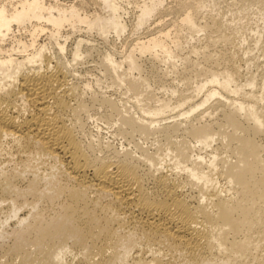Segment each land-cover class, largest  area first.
<instances>
[{"label":"bare ground","instance_id":"6f19581e","mask_svg":"<svg viewBox=\"0 0 264 264\" xmlns=\"http://www.w3.org/2000/svg\"><path fill=\"white\" fill-rule=\"evenodd\" d=\"M221 1L177 0L142 38L166 0H0V264H264V68L239 56L264 0H232L230 22ZM95 110L129 148L88 129Z\"/></svg>","mask_w":264,"mask_h":264},{"label":"rangeland","instance_id":"374dc122","mask_svg":"<svg viewBox=\"0 0 264 264\" xmlns=\"http://www.w3.org/2000/svg\"><path fill=\"white\" fill-rule=\"evenodd\" d=\"M62 5H65V6H69L70 4H72V3H78L79 2V0H58ZM138 1H141V0H132V2H138ZM225 1V0H224ZM228 1V2H227ZM231 1V2H230ZM175 2H177V0L175 1V0H166V4H165V9L167 10L164 14H162L161 16H158L157 18H156V20H155V22L158 24L159 22H161V25L160 26H157L156 24H152L151 26H150V28L146 31V29H144V30H142L139 34H140V37H142V38H146L147 36H150V34L151 35H153L154 33L156 34L157 32H159L160 31V29H164V28H168V29H172V26H173V24L174 23H176L178 20H179V16H180V14L179 15H177L176 13L175 14H173V12H171V14L169 13V11L170 10H172V8H174V6L177 4V3H175ZM221 3H222V1H221ZM226 3V4H225ZM223 5L221 4V6L219 7V8H217V11L216 12H211L212 14H213V16H216L218 19H221V17H218L217 16V14L219 15V16H222V19L221 20H224V21H226V19H228V22H230L231 21V18H232V13H231V9H233V7L230 9L229 7H231V5L233 4L232 3V0H226V2H225ZM229 4V5H228ZM231 4V5H230ZM226 5V6H225ZM223 6V7H222ZM229 6V7H228ZM131 8V7H130ZM94 9H95V7H93L92 5L91 6H87L86 7V9H85V11H87V13H93V11H94ZM228 9V10H227ZM220 10V11H219ZM130 12H131V15H130V17H129V20H128V22H129V25L130 26H132V22H134V19H133V10L131 9V10H129ZM229 11V12H228ZM208 12H210V11H208ZM208 12H206V14L208 15L209 13ZM230 13V14H229ZM211 14V15H212ZM259 14V12L255 9V10H253V11H251L250 12V14H249V16H250V18H253V19H261L259 16L260 15H258ZM205 15V14H204ZM203 15V16H204ZM207 15L205 16V17H207ZM204 17V18H205ZM224 17V18H223ZM205 21V20H204ZM245 22H246V20H244V24H245ZM241 23V22H240ZM245 26V25H244ZM159 27H160V29H159ZM170 27V28H169ZM238 27L239 28H241V25H238ZM256 29H259L260 31L262 30L263 31V38H262V44H261V47H262V49H260L259 48V50H256V49H253V47H255L254 45H255V33H252V32H254ZM240 32H241V30L240 29H238ZM242 32H244L245 34H248L246 37H248L247 38V42L244 44L245 46V48L244 49H249L248 51H246V50H244L243 51V48L241 49V51H240V54H239V56L240 55H243L244 57H241L240 56V58L241 59H246V58H248L249 60H252L253 61V59H254V63L252 64H250V71L252 72V73H254L255 72V74L256 73H258L259 71H262L263 69L262 68H264V22L263 21H260V23L257 25L256 24V22L255 21H251L250 22V24L249 25H246L245 26V29H242ZM132 33V31H129L128 32V35H132L131 34ZM154 34V35H155ZM158 34V33H157ZM204 33H201L200 34V36H201V38H203L202 36H204L203 35ZM244 34V35H245ZM20 35V36H19ZM127 35V34H126ZM127 35V36H128ZM17 36L19 37V38H23L25 41H28L29 40V38H27L28 36L26 35V34H23V33H20V34H17ZM127 36H125V37H127ZM138 36V35H137ZM74 37H76V36H74ZM74 37H72L71 39V41H73L74 40ZM129 37V36H128ZM127 37V38H128ZM139 37V36H138ZM134 38H136V36L135 37H133V38H131L130 39V37L128 38L129 40H127L126 41V38H125V40L123 39V42H125V43H129V42H132V40L134 39ZM45 39H47L46 38V36H42L40 39H39V41H40V43H43V42H45L46 40ZM96 40H98L97 38H96ZM254 40V41H253ZM43 41V42H42ZM70 41V42H71ZM113 41V40H112ZM110 42L109 44H108V46L106 45V46H104V45H100L101 47V49L99 48V50L100 51H103V52H101L100 53V51H98V52H95V53H93L90 57H88V58H86V60L85 61H82L81 62V64H83V65H78L77 67H79L78 68V70H77V72L75 73V75L78 77V80L77 81H79L78 83L79 84H81V86L82 85H85V84H91L92 85V87L94 88V89H97L96 87L98 86L97 85V81L96 80H99V77H101L100 75V67H98V58H100L101 57V55H103L102 53H104L105 51L104 50H108V49H112V50H114L115 51V48H114V46L115 45H117V47L116 48H118L117 49V51H116V53L117 54H120V51L122 50L123 51V47L121 46V45H123L122 44V42ZM115 43V44H114ZM111 44V45H110ZM112 44H113V46H112ZM247 44V45H246ZM121 46V47H120ZM222 46V45H221ZM221 46H217L216 48H215V50L217 51V48L219 49V51L221 50V52H222V50L224 51H226V53L227 54H229V53H231L232 54V52H234L233 51V47L231 46V47H221ZM250 46V47H249ZM103 47H104V49H103ZM219 47H221V48H219ZM224 48V49H223ZM226 48V49H225ZM227 48H229L228 50H227ZM252 48V49H251ZM232 51H231V50ZM214 49L212 50L213 52L215 51ZM253 50V51H252ZM121 51V52H122ZM211 51V52H212ZM224 51V52H225ZM231 51V52H230ZM248 53L249 51L251 52H249L248 53V55H246L245 56V54L243 53ZM246 51V52H245ZM229 52V53H228ZM241 52H242V54H241ZM99 54V57H98V55L97 54ZM216 53V52H215ZM217 53H220V52H218L217 51ZM122 54V53H121ZM184 54H188L187 52L186 53H183V56H184ZM66 57L68 58L69 57V59H70V56H67L66 55ZM118 57H119V55H118ZM192 59L193 58H195L194 56H192L191 57ZM240 59V60H241ZM248 59H246V60H248ZM194 60V59H193ZM196 60V59H195ZM246 60H243V61H240V66L241 65H243V63H245L244 61H246ZM242 62V63H241ZM145 63V66L147 65V66H149L148 68H147V66L145 67V69L147 70V72H150L151 70H149V68L151 69V66H152V64L150 63V62H144ZM150 63V64H149ZM242 67H244V68H242V70H241V72L242 73H244V71L246 72V70H247V68H246V66L244 65V66H242ZM259 70V71H258ZM256 71H258V72H256ZM264 72V71H263ZM259 74H262V72L260 73L259 72ZM81 75V76H80ZM243 76L245 75V73L244 74H242ZM80 77V78H79ZM84 81H83V80ZM241 80H242V78H241ZM169 81V82H168ZM170 81H171V83H172V80L171 79H168L167 80V82L168 83H170ZM75 82V81H74ZM88 82V83H87ZM241 82H243V80L241 81ZM84 83V84H83ZM153 83V85L155 84L154 82H152ZM95 84H96V86H95ZM156 86L155 87H157V84H155ZM181 85L182 84H180V87H181ZM185 87H181V89H184ZM92 91H94V90H92ZM160 96H163V95H161V94H159ZM159 96V97H160ZM118 99L119 98V96L117 97V96H115V97H113V99ZM164 98H167L166 96L164 97ZM92 111H94V110H92ZM96 111V110H95ZM97 113H95V112H90L89 113V115L91 114V115H93L92 117H96V118H93V120L92 121H89L88 123H90V125H89V127H88V129H93V130H91L92 132L94 131L95 132V134H96V131H97V128H95V127H97L96 125H98V126H100L99 128H101L100 130H101V139L102 140H106L107 142L108 141H112V143H114L120 150H122V149H126L125 147H127V148H129V146L124 142V141H122V139H120V138H115L114 139V133L112 134V130L113 129H109V126L107 125V123L106 122H104V120L103 119H101V118H99L100 117V115L102 114V112L101 111H96ZM101 112V113H100ZM95 113V114H94ZM97 114V115H96ZM98 114H100V115H98ZM90 115V116H91ZM99 116V117H98ZM102 116V115H101ZM95 119V120H94ZM101 119V120H100ZM98 122H97V121ZM104 122V123H103ZM93 124V125H92ZM93 132V133H94ZM104 138V139H103ZM45 166V165H44ZM42 167V169H44V170H46V169H48V170H46L47 172L46 173H51V172H53L52 170H51V166H49V164H46V166L45 167ZM47 167V168H46ZM44 170H43V172H44ZM42 172V171H41ZM40 172V173H41ZM42 172V173H43ZM67 181L66 180H62V181H60L59 182V184H58V188H60L59 190H60V192L62 191V192H64L65 193V195L67 196V195H70V193H72V191H76L78 194H76L75 196H76V199H74L75 201L74 202H76V201H79L82 197H84L85 195H89V191H86V193L84 192V190L83 189H80V188H73L72 186H67L68 185V182L66 183ZM60 186V187H59ZM88 193V194H87ZM72 203V202H71ZM75 204H70V206L72 207V206H74ZM7 252H9V247L8 246H6V247H3L2 249H0V257L1 256H3L4 254H7ZM134 253H136V252H134ZM16 255V254H15ZM135 256L134 257H137L136 255L137 254H134ZM11 256V255H10ZM10 256H6L7 258H5V259H3L2 261H5V260H9V257ZM13 256V255H12ZM70 258L71 257H69V261L68 262H70L71 260H70ZM72 259V258H71ZM73 262V263H72ZM71 264H76V262H74V261H71Z\"/></svg>","mask_w":264,"mask_h":264}]
</instances>
